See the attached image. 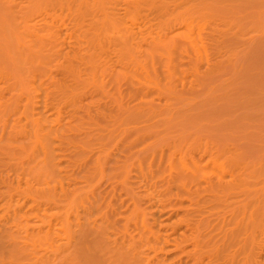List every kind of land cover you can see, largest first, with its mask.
<instances>
[{
  "label": "bare ground",
  "instance_id": "bare-ground-1",
  "mask_svg": "<svg viewBox=\"0 0 264 264\" xmlns=\"http://www.w3.org/2000/svg\"><path fill=\"white\" fill-rule=\"evenodd\" d=\"M261 1L0 0V264H264Z\"/></svg>",
  "mask_w": 264,
  "mask_h": 264
},
{
  "label": "rangeland",
  "instance_id": "rangeland-1",
  "mask_svg": "<svg viewBox=\"0 0 264 264\" xmlns=\"http://www.w3.org/2000/svg\"><path fill=\"white\" fill-rule=\"evenodd\" d=\"M247 1H248V0H247ZM249 1H250V0H249ZM251 1L254 2V3H258V1H261V0H251ZM261 2H264V0H262ZM254 3H252L253 6H255ZM262 4H263V3H262ZM249 5L251 6V2H250L249 4H244L242 10L240 9L239 12L236 13V15H232L233 17L235 16L236 18H233V17H232V20H233L234 22L230 19V20L232 21V23H231V24H228V26H231V29H232V30H238L240 26H241V27L243 26V28H244V30H245V29H247V27L249 26V28L251 29V31H250L249 29L245 30V31H248V34H247V35L260 36V35L264 34V32H263V31H264V30H263V29H264V18H263V17H264V14H261V13H260L261 11L259 12L260 14L257 13V14L262 18V21H263L262 23H259L258 21H260L261 18H259L260 20L257 19V18L259 17V16H257V14H256V12H257L258 10L255 11V9L262 10V9H264V5H261V4H260L261 6L258 7L259 4H258V5L256 4L257 6H255V7H258V8H255V9H253L252 6H251V7H247V6H249ZM244 8H245V9H247V8H252V9H250V10H246V11H247V12L250 11V12L253 14V16H255V14H256L257 18H256V17H253V16H250L249 20L246 19V21H245L244 18H246V17L243 18V16L245 15V14L243 13V12H245V10L243 11ZM251 10H253V11H251ZM242 11H243V12H242ZM262 11H263V10H262ZM263 12H264V11H263ZM242 13H243V14H242ZM245 13H246V12H245ZM240 14H241L242 16H240ZM225 16H226V15H225ZM227 16L230 17V14L227 15ZM239 16H240V17H239ZM251 17H253V19H252ZM255 18H256V19H255ZM243 19H244V20H243ZM251 19H252V20H251ZM236 20H237V21H236ZM254 20H255V21H254ZM244 21H245V26L249 24L248 26H246V28H245L244 25H240V24H243ZM252 21H254L255 23H253ZM246 22H247V24H246ZM248 22H250V23H248ZM256 22H257V23H256ZM250 24H252V26H250ZM239 25H240V26H239ZM238 26H239V27H238ZM241 27H240V28H241ZM252 27H253L254 29H253ZM249 33H250V34H249ZM111 146H112L113 151L110 150V151H109L110 154H112V152L115 153V151L118 150L117 147H116L117 149H115V146H114V145H111ZM111 146H110V147H111ZM121 147H122V146H121ZM121 147H120V148H121ZM120 148H119V150L122 149V148H121V149H120ZM110 149H111V148H110ZM121 151H122V150H121ZM116 153H118V151H117ZM116 153H115V154H116ZM120 153H121V152H120ZM115 154H112V157H113ZM118 155H119V153H118ZM118 155H117V156H118ZM119 156H120V155H119ZM119 156H118V157H119ZM26 252H27V251H26ZM27 255H28V254H26L25 257H24L23 255L21 256V257H23V258H22L23 261H25L24 259H27ZM22 259H21V261H22Z\"/></svg>",
  "mask_w": 264,
  "mask_h": 264
}]
</instances>
